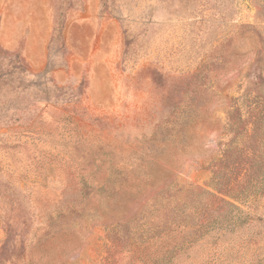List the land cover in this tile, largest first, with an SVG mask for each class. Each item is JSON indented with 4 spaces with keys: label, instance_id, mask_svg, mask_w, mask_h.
Wrapping results in <instances>:
<instances>
[{
    "label": "rangeland",
    "instance_id": "rangeland-1",
    "mask_svg": "<svg viewBox=\"0 0 264 264\" xmlns=\"http://www.w3.org/2000/svg\"><path fill=\"white\" fill-rule=\"evenodd\" d=\"M57 1L72 8L62 40L49 0L45 58L0 0V75L28 68L0 81V264H105L185 214L187 250L144 262L264 264V0ZM231 141L235 166L251 155L245 212L198 232L193 188Z\"/></svg>",
    "mask_w": 264,
    "mask_h": 264
},
{
    "label": "trees",
    "instance_id": "trees-1",
    "mask_svg": "<svg viewBox=\"0 0 264 264\" xmlns=\"http://www.w3.org/2000/svg\"><path fill=\"white\" fill-rule=\"evenodd\" d=\"M71 8L72 6L64 9L57 0H53L52 9L54 13V28L52 36H58L63 40L65 26L68 21L67 12L64 13L63 11ZM13 69V72L19 71L21 74L28 72V68L23 59H16L13 64ZM13 72L10 73L9 76L7 75V78L0 75V81H7L9 85L16 88L14 84L15 82L9 78L13 77ZM28 127L34 129L33 124H30ZM233 150L234 141H231L228 148H226L222 159L214 166L212 181L210 183L211 190L202 187L193 188V190L197 191V193L194 194L201 195L196 201L199 202L197 208L190 209L191 212L196 213V217L199 219L198 223L194 226L195 230L198 232L209 228H211L209 232H217V234H220V232L225 233L228 230L233 231L230 223L218 221L216 213H228V220L230 221V216H232L234 212H245L244 209L237 204L236 199L231 195L235 188L234 181L236 179V170L238 167H242L245 169L244 173H247L248 169L246 167L247 164L251 162V155L245 150L241 162L235 166V163L232 160L234 154ZM258 189L264 196V185L262 184ZM198 195L193 199H196ZM186 218H188V214H185V218L177 219L176 221L170 222L169 219H167L155 223L151 228V230L154 231V236L150 238L147 237V240H142L139 243L136 241L123 245V243L120 242L119 244L123 245L124 248L128 247V249L115 245L105 258V264H147V262H144L143 258L147 255L148 251L146 252V250H149L150 248L151 251L156 252V254L164 255L168 252V248L170 247L173 253L172 257L177 256L181 252L187 250L186 244L182 243L190 229V224L185 220ZM257 220H259L257 221L259 224L264 222L262 219ZM144 234H142V236ZM259 235V233L256 234L257 237ZM232 243L236 242L232 241ZM120 256H123L122 258L126 261H123L122 259L118 260L121 258Z\"/></svg>",
    "mask_w": 264,
    "mask_h": 264
},
{
    "label": "crops",
    "instance_id": "crops-1",
    "mask_svg": "<svg viewBox=\"0 0 264 264\" xmlns=\"http://www.w3.org/2000/svg\"><path fill=\"white\" fill-rule=\"evenodd\" d=\"M9 5L15 9L19 19H22L23 29L22 37H26V47L30 50L33 45H38L41 56L46 58V44L48 41V33L51 26V18L49 12V0H8ZM15 16L8 15L7 21L3 22L2 33L14 24Z\"/></svg>",
    "mask_w": 264,
    "mask_h": 264
}]
</instances>
